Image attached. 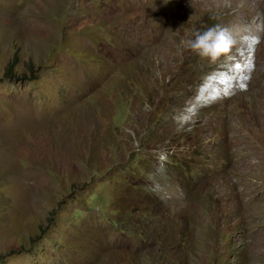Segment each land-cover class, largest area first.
<instances>
[{"label":"rangeland","instance_id":"374dc122","mask_svg":"<svg viewBox=\"0 0 264 264\" xmlns=\"http://www.w3.org/2000/svg\"><path fill=\"white\" fill-rule=\"evenodd\" d=\"M0 264H264V0H0Z\"/></svg>","mask_w":264,"mask_h":264},{"label":"clouds","instance_id":"9594fccd","mask_svg":"<svg viewBox=\"0 0 264 264\" xmlns=\"http://www.w3.org/2000/svg\"><path fill=\"white\" fill-rule=\"evenodd\" d=\"M183 43L190 52L210 62H216L230 51L234 41L229 29L218 24L203 32H194L192 38Z\"/></svg>","mask_w":264,"mask_h":264},{"label":"snow or ice","instance_id":"6c2138e0","mask_svg":"<svg viewBox=\"0 0 264 264\" xmlns=\"http://www.w3.org/2000/svg\"><path fill=\"white\" fill-rule=\"evenodd\" d=\"M252 43L254 44V43H256V41H255V40H253V41H252ZM245 66H247V65H245ZM235 67H236L237 69H240V67H241V66H240L239 64H237ZM226 79H227V78H225V79H222V81H221V82H222V83L226 82ZM225 91H227V90H225Z\"/></svg>","mask_w":264,"mask_h":264},{"label":"water","instance_id":"95a60500","mask_svg":"<svg viewBox=\"0 0 264 264\" xmlns=\"http://www.w3.org/2000/svg\"><path fill=\"white\" fill-rule=\"evenodd\" d=\"M197 31H201V32H203V30H202V29H198Z\"/></svg>","mask_w":264,"mask_h":264},{"label":"bare ground","instance_id":"6f19581e","mask_svg":"<svg viewBox=\"0 0 264 264\" xmlns=\"http://www.w3.org/2000/svg\"><path fill=\"white\" fill-rule=\"evenodd\" d=\"M29 118H30V117H29ZM38 118H39V117H38ZM38 118H37V119H38ZM35 119H36V118H35Z\"/></svg>","mask_w":264,"mask_h":264},{"label":"trees","instance_id":"16d2710c","mask_svg":"<svg viewBox=\"0 0 264 264\" xmlns=\"http://www.w3.org/2000/svg\"><path fill=\"white\" fill-rule=\"evenodd\" d=\"M10 75H12V74H10Z\"/></svg>","mask_w":264,"mask_h":264}]
</instances>
